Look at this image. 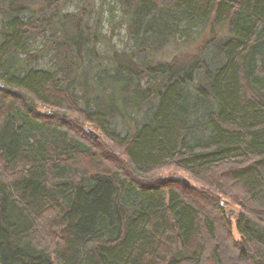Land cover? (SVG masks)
<instances>
[{
  "label": "trees",
  "instance_id": "obj_1",
  "mask_svg": "<svg viewBox=\"0 0 264 264\" xmlns=\"http://www.w3.org/2000/svg\"><path fill=\"white\" fill-rule=\"evenodd\" d=\"M70 1L0 0V264H264V0H116L108 57L102 1Z\"/></svg>",
  "mask_w": 264,
  "mask_h": 264
},
{
  "label": "rangeland",
  "instance_id": "obj_2",
  "mask_svg": "<svg viewBox=\"0 0 264 264\" xmlns=\"http://www.w3.org/2000/svg\"><path fill=\"white\" fill-rule=\"evenodd\" d=\"M103 4H101L99 1H97V4L94 5L96 11H94V15L91 18V25H94V21L98 18V21H101V25L100 28L103 31V34L107 35L106 39L104 41L101 42L100 45H98V49L100 50V52L108 57L111 53H112V47H116L118 50H128L132 47V42L129 38V36L127 35V31H126V25L124 22H121V13L118 11L119 9V4L117 3L116 0H101ZM84 2V0L82 1ZM80 4V5H78ZM84 5V3H81L80 0H72L70 1V3L66 6L65 10H69L71 12L76 11L78 9V6H82ZM103 8L102 11V15L100 14V10ZM112 10V14L114 17H109L110 16V12ZM53 32V31H52ZM50 32L48 34V36H50V34L52 33ZM45 37H40L39 39H37L36 43H33L32 45V53H35L41 49H45L47 48L48 42L45 40ZM46 47V48H45ZM194 44L192 45H186L183 46L181 44H174L170 45L169 47H167L164 52H162L159 55L160 59H167V58H171L172 55H180L181 56H186L187 54L191 53L194 51ZM49 50H46V52H42V53H38L36 55V59L35 62L33 63L35 65V67L38 68H45V69H57L58 68V63L60 61V59L56 56L57 50L53 47H51V45L47 48ZM102 62L104 61V65L107 66L106 64L108 63V59H104L101 60ZM84 67L82 69H80V73H81V77L82 79L85 78L86 75H88L89 77V81L93 84V79L96 75V73L93 71V68H87L86 70H89V74H85L82 75L84 72ZM93 86V85H92ZM92 94H97V92L93 88L91 89ZM84 100H81V104H84ZM45 107L42 106V109H40V111L44 112L45 111ZM46 112V111H45ZM66 113L68 116L71 117H78L79 115H76L75 112H71V111H65L62 110L61 113ZM140 117H138L139 119ZM84 123V124H83ZM82 125H86L88 127H90L88 123L83 122ZM115 128L118 132H120L123 136L127 135L129 132V126L126 125L123 121H121L120 119L116 120L115 123ZM104 141L105 139L102 138ZM106 142V141H105ZM105 144H109L108 142H106ZM108 146V145H107ZM174 176L176 179H178L182 184L183 181L181 179H184L186 182L190 183V186L193 184V182H196L194 177L185 170L180 169L179 167L176 166L175 167H167L164 168L162 170H160V173H156L155 176ZM185 185V184H184ZM186 186V185H185ZM188 186V187H190ZM221 205L222 207L225 208L224 213L228 216V217H236L241 208L239 207V205L233 203L232 201H230L229 199L222 198L221 199ZM232 231H233V236L236 239L240 238V234L237 230L236 227V223L234 221L233 226H232Z\"/></svg>",
  "mask_w": 264,
  "mask_h": 264
},
{
  "label": "water",
  "instance_id": "obj_3",
  "mask_svg": "<svg viewBox=\"0 0 264 264\" xmlns=\"http://www.w3.org/2000/svg\"><path fill=\"white\" fill-rule=\"evenodd\" d=\"M88 133L90 134V136H92L95 140H99L100 136L97 132H95L94 130H92L91 128H87ZM183 181V183L186 186H190L189 182H186L184 179H181Z\"/></svg>",
  "mask_w": 264,
  "mask_h": 264
}]
</instances>
